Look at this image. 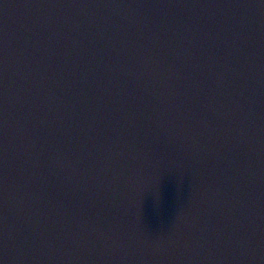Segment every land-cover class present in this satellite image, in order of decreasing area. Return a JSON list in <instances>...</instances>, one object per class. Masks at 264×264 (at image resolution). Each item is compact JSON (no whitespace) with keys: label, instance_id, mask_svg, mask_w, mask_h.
<instances>
[{"label":"water","instance_id":"1","mask_svg":"<svg viewBox=\"0 0 264 264\" xmlns=\"http://www.w3.org/2000/svg\"><path fill=\"white\" fill-rule=\"evenodd\" d=\"M0 264H264V0H0Z\"/></svg>","mask_w":264,"mask_h":264}]
</instances>
